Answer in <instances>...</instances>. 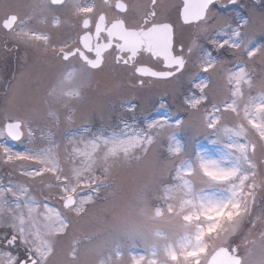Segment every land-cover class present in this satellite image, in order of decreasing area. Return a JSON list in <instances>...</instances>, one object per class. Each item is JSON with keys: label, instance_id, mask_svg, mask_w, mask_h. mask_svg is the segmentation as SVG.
Segmentation results:
<instances>
[{"label": "snow or ice", "instance_id": "6c2138e0", "mask_svg": "<svg viewBox=\"0 0 264 264\" xmlns=\"http://www.w3.org/2000/svg\"><path fill=\"white\" fill-rule=\"evenodd\" d=\"M215 3L183 0L179 9L183 24L197 28L187 39L176 33L172 23L157 19V0H151L150 7L132 22L125 0L99 4L41 0L38 12L8 15L0 22V30L6 33L5 48L9 41L15 42L13 47L42 46L64 62L65 71L49 87L44 103L50 109L62 106L68 126L75 114L73 102L82 98L91 73L102 70L108 55L115 65L131 69L133 87H144L145 78L178 80L183 109L142 124L123 120V126L112 132L87 127L79 137L67 132L63 136L67 171L55 151L59 144L51 130L46 134L41 130L48 147L18 151L9 141L27 139L31 144L37 129L30 119L4 116L0 164L30 181L44 184L50 178L45 185L50 191H41L38 200L32 185L14 182L11 172L7 183L0 180V264H51L56 242L71 226L69 215L80 217L96 203L110 186L116 163L130 165L150 154L156 178L138 190L135 219L126 226L125 234L134 243L131 247L116 244L108 255L98 254L96 264H264V232L255 260L247 243L236 244L233 239L245 222L252 226L249 234L257 221L264 227V79L257 83L250 68L258 60L264 62V30L257 38L247 31L248 18L229 22L212 12ZM66 14L75 21L73 34L59 43L32 26L58 30L68 22L63 19ZM144 57L153 66L143 63ZM218 71L220 90L216 91ZM69 81L75 85L73 91H66ZM136 107L131 101L126 104L130 114ZM49 116L58 130L56 112L49 111ZM194 117L197 131L211 147H194L180 135ZM257 208L259 214L254 216ZM82 243L79 238L72 240L65 264H82ZM137 247L143 251H134Z\"/></svg>", "mask_w": 264, "mask_h": 264}, {"label": "rangeland", "instance_id": "374dc122", "mask_svg": "<svg viewBox=\"0 0 264 264\" xmlns=\"http://www.w3.org/2000/svg\"><path fill=\"white\" fill-rule=\"evenodd\" d=\"M226 3H228L227 0L222 2L223 5ZM247 4V14L244 15L249 19L247 31L259 38L261 30H264V19H262L264 2L249 0ZM33 5L32 0H0V14L5 16L6 14H15L23 17L33 13ZM214 13L227 17L229 22L243 16L235 13L232 18L230 12H223L220 8L215 9ZM32 26L37 27L40 31L48 32L53 43H59L72 31L71 26L68 27L65 24L58 30L35 23ZM196 31V25L180 27L179 35L187 39ZM9 42L15 43L14 41ZM17 46L16 50L9 49L8 53L7 50L3 51L0 44V122L6 115L30 119L33 122V128L37 129L36 139L33 143L29 144L27 139L22 142L9 141L18 151H23L26 148L39 150L48 147L49 143L42 138L41 130H43V134L51 130L54 133V140L59 144V147H55V145L53 147H55L61 165L66 171L70 167L65 157L67 140L63 139L67 132H71L77 137L85 127L93 132L100 130L112 132L123 126V120L142 124L147 119L162 115H175L178 110L183 112V109L179 108L178 94L181 91V86L178 80L162 81L145 78L147 83L144 87H133L135 77H133L131 69L115 65L112 58L109 57L110 63L106 62L102 70L91 73V82L84 89L82 98L73 102L75 114L71 125L68 126L62 106L56 105L50 109L44 103L49 87L65 71L64 62L54 56L51 50L45 51L42 46L23 44H17ZM73 63L78 64L79 62L74 61ZM250 68L255 70L257 83L264 79V62L258 60L255 64L250 65ZM214 79L217 81L216 91H219V71ZM65 88L66 91H73L75 85L69 81ZM129 101L137 105L134 114L127 111L126 104ZM161 104H164L165 107L161 108ZM49 111L56 112L59 117L58 130L52 127L53 119L49 116ZM189 123L190 126L180 135L194 147H211L204 136L197 131V118H192ZM167 135V132L163 133L161 140H165ZM16 163L20 164V162ZM261 171L264 172V168H261ZM10 172L14 182L31 184L33 195L38 200L41 199V191L45 193L50 191L45 186L50 178H46L44 184L39 180L30 181L20 175L18 171H13L9 165L0 164V180L7 183ZM155 178L156 168L153 154L140 162L133 161L130 165L116 163L113 168L111 184L101 191L96 203L89 205L86 213L80 217H76L74 214L69 215L71 226L68 234L56 242V254L52 258L51 264H65L64 254L74 238L83 241L80 245L82 264H96L98 254L108 255L109 250L118 243L125 247H131L134 241L125 233L127 224L135 219V196L141 187L152 183ZM48 203L53 207H59L53 200H49ZM258 214L259 208L254 212V216ZM250 228L252 226L245 222L233 239L236 244L247 243L252 258L255 260L261 253V232H264V227L257 221L251 234H249ZM88 237H92V239L88 240ZM249 241L254 243H248ZM133 250L143 251L142 247ZM244 253L245 249L241 247V254Z\"/></svg>", "mask_w": 264, "mask_h": 264}, {"label": "flooded vegetation", "instance_id": "af4514ba", "mask_svg": "<svg viewBox=\"0 0 264 264\" xmlns=\"http://www.w3.org/2000/svg\"><path fill=\"white\" fill-rule=\"evenodd\" d=\"M34 5H33V12H38L39 9L38 6L41 3V0H32ZM225 0H216L215 6L212 8V12L214 13L215 9L217 10L218 8H220L221 11H226V12H230L232 15V18H234V14L238 13L239 15H245L247 14V6H248V2L249 0H237L236 4H222V2H224ZM228 1V0H227ZM96 2L99 4L101 3V0H96ZM125 2L129 5V9H130V13H129V21H135L138 20L144 13V11L147 10L148 7H150L151 4V0H125ZM157 19L161 22H168V23H172L174 25L175 31L176 33L179 35V28L180 27H192L193 25L189 26V25H184L182 18L180 17L179 14V9H181L183 7V0H157ZM9 14L2 15L0 14V22L3 21V19L5 17H7ZM63 19H66L68 22L65 23L66 26L70 27L71 26V33L70 35L73 34V25L75 24V21L71 19V17L69 15H65V17H63ZM237 19V18H236ZM67 29V28H66ZM6 33H4L2 30L0 32V39H1V47L3 48V51H6L9 53V49H17V44L15 47H13L14 43H8L7 48H5L3 40L5 37ZM67 35V34H66ZM10 45V46H9ZM15 49V50H16ZM109 57H111L110 55L106 56L105 58V63L109 62ZM112 58V57H111ZM148 61V62H147ZM74 62V61H73ZM143 63L149 65H152V62L147 58L144 57L143 58ZM150 66V65H149Z\"/></svg>", "mask_w": 264, "mask_h": 264}]
</instances>
